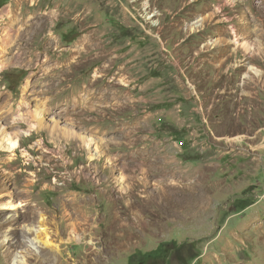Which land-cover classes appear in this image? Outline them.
Instances as JSON below:
<instances>
[{
	"label": "rangeland",
	"instance_id": "rangeland-1",
	"mask_svg": "<svg viewBox=\"0 0 264 264\" xmlns=\"http://www.w3.org/2000/svg\"><path fill=\"white\" fill-rule=\"evenodd\" d=\"M0 118V264H264V0H0Z\"/></svg>",
	"mask_w": 264,
	"mask_h": 264
},
{
	"label": "bare ground",
	"instance_id": "bare-ground-1",
	"mask_svg": "<svg viewBox=\"0 0 264 264\" xmlns=\"http://www.w3.org/2000/svg\"><path fill=\"white\" fill-rule=\"evenodd\" d=\"M7 116H8V114L5 115V118ZM0 121H4V119L0 118ZM4 132H5L4 130L0 129V138L5 139L6 142L5 141L4 142L6 143V145L8 144V146L6 148L7 152L12 153L18 148L19 141L21 140V137H20L21 135L13 134V133H7V132L4 133ZM48 133L52 138H55L56 142L60 141L61 138L65 139L67 142L70 140H76V139L79 140L78 136L75 135L74 133H72L70 131H64V129L62 130V129L56 128L54 126H52V127L49 126ZM27 134L28 133H26V135ZM55 182L56 181H54V183ZM21 206H24V205L21 204ZM21 206H17V207H21ZM24 207L27 208V206H24ZM14 208H15V206H12L10 204L5 207L6 210H10V211L11 210L13 211ZM27 210L30 213H37L36 211H38V208H37V205H35V206L27 208L26 211ZM40 221H43V218H41ZM24 233H25V238L27 241V246L29 248H31L34 252L38 253L41 248H47L48 247L47 243L45 241L41 240L40 236H39V235H46L47 236L50 233L49 229L45 225L38 224V227L36 230L33 229V227L32 228H26L25 227ZM4 238L7 240L8 236H4ZM25 254H26L25 251H23V250L19 251L18 250V252H16V254L14 255L15 258H14L13 264H23L25 262V259H24Z\"/></svg>",
	"mask_w": 264,
	"mask_h": 264
},
{
	"label": "trees",
	"instance_id": "trees-1",
	"mask_svg": "<svg viewBox=\"0 0 264 264\" xmlns=\"http://www.w3.org/2000/svg\"><path fill=\"white\" fill-rule=\"evenodd\" d=\"M180 247H178V249H179ZM157 251H155L154 253H156ZM166 262H164L163 264H165Z\"/></svg>",
	"mask_w": 264,
	"mask_h": 264
}]
</instances>
